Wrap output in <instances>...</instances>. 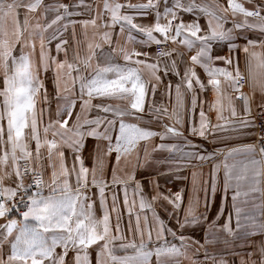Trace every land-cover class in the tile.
<instances>
[{"label": "snow or ice", "instance_id": "obj_1", "mask_svg": "<svg viewBox=\"0 0 264 264\" xmlns=\"http://www.w3.org/2000/svg\"><path fill=\"white\" fill-rule=\"evenodd\" d=\"M247 3L0 0V264H264Z\"/></svg>", "mask_w": 264, "mask_h": 264}, {"label": "crops", "instance_id": "obj_2", "mask_svg": "<svg viewBox=\"0 0 264 264\" xmlns=\"http://www.w3.org/2000/svg\"><path fill=\"white\" fill-rule=\"evenodd\" d=\"M66 2H67V0H66ZM133 2H137V0H133ZM163 2H164V0H161V11H163ZM167 2H168L169 5H171L172 0H167ZM209 2H211V0H209ZM221 2H222V3H226V0H221ZM238 2L244 3L246 7H249V6H250V5L247 3V0H238ZM79 18H81V17H77V19H79ZM85 18H86V17H85ZM185 19L188 20V19H190V17H189L187 14H185ZM152 21H153V18H152L151 16H149V17L147 18V20H145V21H141V22H152ZM162 22H163V21H162ZM201 22L203 23V20H202ZM117 30H118V29H117ZM77 31L79 32L80 29L78 28ZM133 35H134L137 39H140V38H141V37L139 36L138 33H135V32H134ZM252 35H254V34H253V33H249V36H252ZM237 42L239 43V42H243V41H237ZM55 43H56V42L54 41V42H53V46H52V47H53V55L56 54V53H55V47H54ZM136 47L139 49L140 46H139V45H136ZM168 47L171 48V47H173V45H172L171 43H169V44H168ZM84 50L86 51V42L84 43ZM144 50H146V51H150V52H153V53H155V52L157 51L155 45H153V46H152L151 48H149V49H144ZM226 51H227V50H226V46H225V47L223 48V53H222V54H226ZM240 56L243 57V53H240ZM61 58H63L62 55H61ZM118 62L123 63L122 60H120V61H118ZM197 71L200 72L201 76L203 77L202 70H200V69L198 68ZM173 81L175 82V78H174V77H173ZM49 86H50V85H49ZM245 91H249L247 85L245 86ZM206 96H207V99H208L209 102L213 99V96H212V93H211L210 90L208 91V93L206 94ZM53 106H54V105H53ZM206 111H207V108H206ZM209 117H210V119L212 120V122L215 123V114L210 112V113H209ZM196 118H197V120H198V115H197ZM155 142L158 143V142H159V139L157 138ZM245 142H249V141H246V140L233 141V143H245ZM220 146L222 147V145H220ZM209 147H212V146L210 145ZM165 155H166V154H165ZM189 171H190V170H186L183 174H184V175H188V174H189ZM205 171H207V166H205ZM137 178L140 179L141 177L138 175ZM170 179H172V178H170ZM185 183H186V181H182V180H173L172 183H167L165 180L161 179V184H162V186H164V187H163V190H164V191H168L169 189H171L172 192H175V191L177 190V188L174 187L173 184H176V185H179V186H183ZM230 199H231V193L229 194V200H230ZM158 210H159V209H158ZM213 210H214V209H213ZM198 237L201 238V240H202V238H203V233H202V232L198 233ZM169 239H171V238L169 237ZM255 239L259 240L260 238H259V237H255ZM209 250H210V251L213 250L212 246H209ZM201 258H202V253H201ZM185 264H187V262H185Z\"/></svg>", "mask_w": 264, "mask_h": 264}, {"label": "built area", "instance_id": "obj_3", "mask_svg": "<svg viewBox=\"0 0 264 264\" xmlns=\"http://www.w3.org/2000/svg\"><path fill=\"white\" fill-rule=\"evenodd\" d=\"M167 47H168V45H167ZM156 49H157V51L161 50V49H158L157 47H156Z\"/></svg>", "mask_w": 264, "mask_h": 264}]
</instances>
